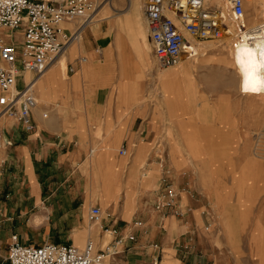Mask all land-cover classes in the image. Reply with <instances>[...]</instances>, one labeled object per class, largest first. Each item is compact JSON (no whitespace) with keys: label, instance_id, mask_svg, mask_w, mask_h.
Segmentation results:
<instances>
[{"label":"crops","instance_id":"crops-1","mask_svg":"<svg viewBox=\"0 0 264 264\" xmlns=\"http://www.w3.org/2000/svg\"><path fill=\"white\" fill-rule=\"evenodd\" d=\"M51 1L62 4L65 0ZM131 12L121 13L130 20L127 29L126 24L105 18L87 25L79 40L37 79L31 131L13 117L0 116V133L10 143L0 148V242L6 241L8 247L16 234L26 243L21 240L27 236L23 225L32 222L34 227L48 224V232L62 231L55 236L58 240L51 235L56 240L49 242L83 246L87 239L100 240L104 226L126 227L138 219L144 227L135 229V240L126 243L131 247L130 261H150L157 255L159 264H264V220L258 213L255 218L249 213L252 206L264 205V177L241 183L242 172L234 176L229 165L213 166L216 158H231L214 149L219 119L193 112L220 108L198 105L189 110L186 103L176 109L178 119L171 120L176 139L165 137L166 146L155 149L167 112L154 116L156 110L137 106L139 96L145 95L143 43L149 42L142 40V25H132ZM76 24L65 23L63 28L71 30ZM211 47L208 51L215 49ZM229 56L233 66L229 85L241 93L262 96L250 87L246 66L241 68L245 61L234 54L233 45ZM81 58L85 61L80 62ZM187 62L184 59L178 68L162 72L164 81L176 77V91L169 100L163 95V81L158 80L163 106L182 100ZM201 69L226 68L221 56L212 55L197 62L191 72ZM258 79L264 82L263 63ZM185 127L196 129L197 134L204 131L200 127L208 128L197 137L198 146L188 143L194 157L180 136ZM123 146L126 156L119 154ZM162 174L173 184L180 215L161 216L154 209ZM95 204L113 217L107 213L92 230L87 216ZM63 223L69 226L67 232ZM6 256L7 250L0 251V260Z\"/></svg>","mask_w":264,"mask_h":264},{"label":"built area","instance_id":"built-area-1","mask_svg":"<svg viewBox=\"0 0 264 264\" xmlns=\"http://www.w3.org/2000/svg\"><path fill=\"white\" fill-rule=\"evenodd\" d=\"M247 0H224L226 11L235 20L244 16ZM264 1V0H263ZM98 0H65L62 4L51 0H0V116L15 118L24 130L33 129L30 119L37 105L34 86L37 79L64 53L78 34L92 23ZM140 9L148 33L155 66L166 69L178 66L189 57L188 48L196 40L217 39L226 31L227 22L221 8L204 0H140ZM78 21L71 30L63 24ZM20 29L19 46L6 41L3 30ZM85 59L81 58L80 62ZM69 72H73L69 68ZM10 145L0 133V148ZM121 156L127 150H119ZM154 209L161 215H180L176 191L168 175L160 177ZM91 223L103 220L101 207L92 205L88 211ZM141 220L127 224L125 234L115 229L104 246L87 239L82 247L72 243H22L16 234L11 235L7 256L0 264H94L102 263L125 240H135V229L143 228ZM159 257L140 264H159Z\"/></svg>","mask_w":264,"mask_h":264},{"label":"rangeland","instance_id":"rangeland-1","mask_svg":"<svg viewBox=\"0 0 264 264\" xmlns=\"http://www.w3.org/2000/svg\"><path fill=\"white\" fill-rule=\"evenodd\" d=\"M133 1V0H132ZM222 6V7H221ZM127 7V0H98V7L97 11L99 12L97 17L94 18V21H99V19L105 18L109 20H115V22L120 23L121 26L126 24V29L130 20L128 19L127 15H121L126 11ZM220 8H224L222 11L226 16V22H228L227 26H230L232 23V31L231 35L226 34L225 32L222 33V36L217 39H210V40H196V45H203L206 47L207 45L214 46L213 50L205 51L204 56H196L192 59H189L188 62L185 64L186 72H185V80L183 82V89L181 90V101L175 102L172 104H165L162 105V91L160 92L161 85L157 82L156 74L160 71H168L172 69L178 68L181 64L176 67L166 68V69H159L155 66L152 51L150 44H147L146 38L148 40V33L146 30V25L144 19L142 17V12L140 10V0H135L134 9L132 12L134 13L135 20L132 19L131 23L134 27L137 28L142 25L143 29V38L146 44L143 43V46L146 47V56L143 59V63L147 64V68L144 69L142 75V85L145 88V95L141 94L139 99H137L136 103L137 106H145L148 107L149 110L154 111L156 110L153 115L157 116L159 113L158 111H166L167 118L162 119V134L158 136V144L155 149H159V145L166 146V138H174L176 139V132L173 127L171 120H177V110L179 108L186 107L185 104L187 103L186 108L189 110L196 109L198 105H206V106H213L216 108H220L219 110L215 111H193L194 115L200 114L202 118H215L219 119L216 122V130L217 132L214 135L217 138L215 146V151L220 152L222 151V155L224 156H231V158H216L213 166L216 167H226L227 165L232 167V171L234 176L237 175L239 172H242V177L240 178L241 183H253L261 180V177H264V95L256 96V95H247L238 91L235 87H231L229 82L231 81L232 74H233V66L231 62V57L229 56L231 44L233 45L234 54L238 53L243 56L247 52L246 48V41L249 37H246L247 34H251L254 36V32H249L248 30L253 28L254 26H259L260 24L264 23V1L263 0H252L250 2L246 1L244 7V16L239 20L235 21L230 16L229 12L226 11L225 4L220 5ZM96 16V15H95ZM134 20V21H133ZM241 22V23H240ZM239 23V25H238ZM244 23V24H243ZM243 25V26H242ZM246 29H245V28ZM228 29H226L227 31ZM237 31V32H236ZM233 32L236 34V39L233 40L232 35ZM245 32L246 34H243ZM1 35L5 38L6 41L11 42L13 45L19 46L21 42V32L20 29L16 30H3L1 31ZM225 36V37H224ZM229 36V38L227 37ZM262 37L253 38L252 41L254 44L259 43L262 39V46L260 55H264V34L261 35ZM227 37V39H226ZM138 40L139 45L141 46L140 37H136ZM240 38V39H239ZM225 39V40H224ZM222 40V41H221ZM243 40V41H242ZM228 41V42H227ZM227 42V43H226ZM233 42V43H232ZM206 45V46H205ZM203 47V48H204ZM201 47V49H203ZM212 48V47H210ZM210 48L208 50H210ZM200 52V50H199ZM200 55L197 52L194 54ZM212 55H219L222 57L223 66L226 68L225 70H218V69H201L196 70L195 72H191V69H194V66L197 62L204 60L207 56ZM261 56V57H262ZM193 57V56H192ZM261 60V65L263 63L264 67V57ZM246 63V64H245ZM245 63H241V68L244 70V66H246V70L248 72V77L251 83L255 78V72L248 67L247 61ZM149 69V70H147ZM66 70H65V79H66ZM264 84V82H263ZM254 90V89H253ZM207 91L209 92L208 95H200L199 92ZM199 93V94H198ZM204 97L202 100L201 97ZM165 98V97H164ZM166 99V98H165ZM186 99V102L184 101ZM167 100V99H166ZM220 103V107L218 104L213 103ZM226 108V109H224ZM229 108V109H228ZM177 109V110H176ZM158 112V113H157ZM191 115V114H190ZM191 117V116H190ZM198 118V117H197ZM229 120L232 122V126ZM147 122V121H146ZM201 134H197L196 129L185 127L184 130L180 129V136L182 137V141L184 145L189 149L188 143H195L197 145V137H201L203 133H206L208 128L200 127ZM170 133H169V132ZM231 140V141H230ZM154 145V143H153ZM199 145V143H198ZM197 145V146H198ZM124 147V146H123ZM164 148V147H163ZM212 150V148H211ZM190 154L189 156L194 157L192 155V149H189ZM197 152V148H196ZM233 156V157H232ZM152 159L149 158L147 162L151 161ZM161 160V159H159ZM230 162H229V161ZM144 162V161H143ZM141 165H144V163ZM203 164L205 163L202 160ZM199 162H194L195 168H198ZM206 165V164H205ZM141 176L143 173H140ZM163 175V174H162ZM194 175V174H193ZM225 181L227 175H224ZM106 193V192H105ZM107 196L109 194H106ZM264 198V194L262 195ZM264 200V199H263ZM102 215L105 217L107 213L108 217H113V215L104 210L101 207ZM254 218L256 217L257 213L262 217L264 220V205L259 206H252L249 212ZM251 218V216H250ZM104 219V218H103ZM112 221V220H111ZM30 226L23 225L24 229L27 230V236L21 237V240L26 243H34V244H42L44 242L55 241L59 238H56L58 234H62V231L57 232L55 229H51L50 232L47 231L48 224H41L39 227H34L32 222H27ZM26 223V224H27ZM32 224V225H31ZM63 229L65 232L68 231L69 226L66 223H63ZM10 223L8 224V226ZM21 226V224L19 225ZM99 227V224L92 225V230H96ZM109 228V229H108ZM4 229V228H3ZM7 229V228H5ZM115 229L117 233L125 234L128 230L127 225L126 227H109L104 226L103 231L101 232V239L95 238L94 241L96 243H102L104 246L107 242L111 241L113 238V234L105 230ZM53 235L54 237H51ZM100 241V242H99ZM84 242V241H83ZM82 242V243H83ZM128 240L124 241L120 246H118V252L114 255H110L106 257L102 264H122L125 261H130L128 257H130L131 253L130 246H127ZM130 242V241H129ZM132 242V241H131ZM82 247L81 245H78ZM7 250L6 241L0 242V251L4 254ZM134 254V253H133ZM134 256H137L135 253ZM144 261V260H143ZM142 260L139 258L132 259L128 264H140Z\"/></svg>","mask_w":264,"mask_h":264},{"label":"bare ground","instance_id":"bare-ground-1","mask_svg":"<svg viewBox=\"0 0 264 264\" xmlns=\"http://www.w3.org/2000/svg\"><path fill=\"white\" fill-rule=\"evenodd\" d=\"M206 3L208 4H215L217 7L220 8V5H224V0H204ZM248 2L252 1V0H247ZM222 7V6H221ZM134 9V0H127V7H126V13H128L129 11L131 12L132 10ZM224 8H222L223 10ZM141 10V9H140ZM97 10L95 11L94 15H93V20H92V23L94 22V18H95V15L97 14ZM132 13V12H131ZM233 19V18H232ZM241 23V22H240ZM244 24V23H243ZM227 25H228V22H227ZM232 25V23H231ZM227 26L228 30L227 31H224L226 34L228 35H231L232 34V31H234V29H232V26ZM239 25V23H238ZM243 26V25H242ZM245 28V27H244ZM246 29V28H245ZM249 32H254V36H252L251 34H247L246 37H249V39H247L246 41V48H247V52L246 54H244L242 57H243V60L244 61H247V64H248V67L251 68L254 72H255V78L254 80L252 81L251 83V88L254 89L255 91H258L260 92L262 95H264V84L261 82L260 79H258V72L260 71V67H261V60L264 55H260L259 52H261V46H262V39L259 41V43L257 44H254L252 41H249V40H252L253 38H258V37H262L261 35L264 34V23L263 24H260L259 26H255L251 29L248 30ZM235 32V31H234ZM233 32L234 35H232V38L233 40L236 39V34ZM237 32V31H236ZM243 33V32H242ZM243 34H246L245 32ZM225 37V36H224ZM229 38V36H227ZM226 37V39H227ZM253 37V38H251ZM240 39V38H239ZM77 40H79V34L77 36ZM225 40V39H224ZM254 40V39H253ZM222 41V40H221ZM243 41V40H242ZM228 42V41H227ZM226 42V43H227ZM233 43V42H232ZM232 45V44H231ZM206 46V45H205ZM201 47L203 48L204 46L203 45H196L195 42H191V46L188 48V52L190 53V56L189 57H184V59H187V61L192 57L194 56V54L197 52L198 54L200 55H203L205 53V51L207 52L208 49L211 47L210 45H207L206 47H204L203 49H201ZM68 49V48H67ZM200 50V52H199ZM63 55V54H62ZM60 55V57L62 56ZM238 56H241L239 53H238ZM262 56V57H261ZM60 57H56L53 61V63L50 65V66H53ZM181 64V63H180ZM246 64V63H245ZM171 68V67H170ZM163 71H160L158 73V80H162L163 81V84H162V89H163V95L164 97L169 100L171 97H172V93H174L176 91V77L174 76L173 78L174 79H170V80H165L164 81V74L162 73ZM163 74V75H162ZM43 75V74H42ZM159 83V81H158ZM41 92H43V90H41ZM94 225H97L100 223H92ZM105 261V260H104ZM103 263V262H102ZM101 262L100 263H94V264H102Z\"/></svg>","mask_w":264,"mask_h":264}]
</instances>
